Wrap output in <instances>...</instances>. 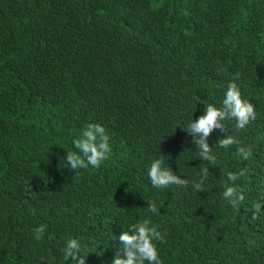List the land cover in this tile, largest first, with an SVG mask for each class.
<instances>
[{"label":"trees","instance_id":"trees-1","mask_svg":"<svg viewBox=\"0 0 264 264\" xmlns=\"http://www.w3.org/2000/svg\"><path fill=\"white\" fill-rule=\"evenodd\" d=\"M237 72L257 117L241 130L226 120L224 133L210 134L217 163L204 192L153 188L147 164L159 153L186 179L208 166L195 158L186 125L192 111L196 119L208 103L220 105ZM88 122L106 127L112 154L99 168L72 172L63 157ZM223 135L240 144L219 148ZM239 146L252 147L248 160ZM241 169L237 211L222 192L227 173ZM147 200L159 215L147 213ZM257 202L264 0H0V264H64L69 236L94 251L87 264H112L114 239L146 216L165 237L164 264H264Z\"/></svg>","mask_w":264,"mask_h":264},{"label":"clouds","instance_id":"clouds-1","mask_svg":"<svg viewBox=\"0 0 264 264\" xmlns=\"http://www.w3.org/2000/svg\"><path fill=\"white\" fill-rule=\"evenodd\" d=\"M240 79L241 74L237 72L228 83L220 105L208 103L203 114L196 119L192 118V111L186 125L185 131L195 146V158H199L201 162H207L208 166L199 168L196 179H186L174 172L167 164L168 155L158 152V156L147 164V177L153 188L168 189L173 185L182 187L191 185L196 193L204 192V186L211 175L209 166L217 163L213 147L209 146L210 134L217 129L224 133L226 120H234L235 128L241 130L257 117L254 104L242 94V86L237 83ZM215 144L219 148L228 149L232 145H239L240 141L233 135H223L222 138L217 137ZM72 146L75 150L66 149V156L63 157V167L69 168L72 172L89 167L99 168L112 154L111 136L101 123H85L73 138ZM237 153L243 160H248L252 155V147L239 146ZM246 171L241 169L239 172H228V180L231 183L226 185L222 192L224 200L237 211L241 202L245 200V195L235 186V182L244 176ZM147 202V213L159 215L158 202L154 200H147ZM262 209H264V203L257 202L254 205L255 213H259ZM45 230L44 225L37 227L33 232L34 238L37 241L42 240L45 237ZM117 239L119 243L115 245L117 250L112 264H164L158 243L163 242L165 237L160 230V225L154 223L151 216H146L135 223H128L114 240ZM96 248L97 246L95 250ZM60 252L64 264H87L88 255L94 251L82 239L69 236L64 240ZM100 254L97 253V255ZM41 260L47 264L45 258L41 257Z\"/></svg>","mask_w":264,"mask_h":264}]
</instances>
